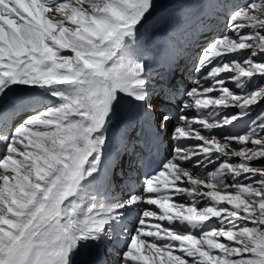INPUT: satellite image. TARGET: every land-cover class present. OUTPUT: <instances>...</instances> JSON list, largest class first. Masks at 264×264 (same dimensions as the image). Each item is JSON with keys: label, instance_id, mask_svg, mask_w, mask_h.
Masks as SVG:
<instances>
[{"label": "snow or ice", "instance_id": "obj_1", "mask_svg": "<svg viewBox=\"0 0 264 264\" xmlns=\"http://www.w3.org/2000/svg\"><path fill=\"white\" fill-rule=\"evenodd\" d=\"M187 7L180 0H0V264H112L113 255L116 264H157V258L158 264H264V167L253 166L264 160V111L236 138L252 153L236 177L259 180L239 182L242 194L224 205L231 215L219 220V230H209L213 239L173 236L170 244L147 245L141 238L151 215L146 212L135 235L117 231L122 214L144 203L141 194L148 191L138 192L129 172L127 195H110L117 155L135 152L141 129H155L157 111L160 127L172 119L150 97L173 99L166 81L176 64L148 70L155 55L149 29ZM225 19L236 38L214 37L199 65L206 66L213 59L209 52L223 44L228 51H219L221 57L249 53L234 60L248 67L233 80L264 76V0L232 6ZM221 73L235 72L228 62L212 67L186 93L182 109L188 110L196 86L204 89L202 81ZM20 85L39 86L59 102L44 107L19 95ZM240 93L247 98L234 107L239 111L230 124L264 102V85ZM121 94L131 100L118 132L109 136ZM109 144L116 155L105 153ZM82 196L88 198L84 206L76 203ZM119 236L127 237L126 246L117 245ZM146 236L156 238L150 231ZM176 244L180 255H173ZM146 245L150 255L142 252Z\"/></svg>", "mask_w": 264, "mask_h": 264}, {"label": "rangeland", "instance_id": "obj_2", "mask_svg": "<svg viewBox=\"0 0 264 264\" xmlns=\"http://www.w3.org/2000/svg\"><path fill=\"white\" fill-rule=\"evenodd\" d=\"M61 1L64 2V0ZM236 1L237 0H216L218 5L215 6L212 4L214 3V0H182L181 2L190 5V7L177 11L168 18L169 20L171 18L175 25L181 26L177 35V39L180 41V44L184 41L182 39H188L189 35L197 33V30L202 29L203 27L205 28L206 26H208V28L211 25L213 26V16H217L216 19H214L215 25L219 20L224 22L225 33L230 37V39H235L236 36L228 29L225 19L227 16V14H225V9L227 8L225 5L227 3L235 5L245 3ZM207 2L212 3H208L205 7V18L201 20L194 19L198 11L203 10ZM231 4L229 7H232ZM218 8H220L219 12L217 11ZM189 23L190 26L188 27ZM180 32H182V39L179 38ZM173 37H171L173 39L171 43L174 44L177 51L179 45ZM185 43L187 44L186 47L187 50H189V55L194 62L198 52H193V49H188L190 46L188 40ZM242 43H244V41L236 39V44ZM207 44L208 42L203 43V45L200 46H203L204 48ZM217 48L219 51H228L227 47L223 44H218ZM199 49L201 52L202 48L200 47ZM63 51L69 52V50ZM176 51L173 53L174 57L177 54ZM219 51L216 49L212 50L209 56L213 57V59L206 66H200L198 60V68L202 69L198 78L201 79L204 77L214 66L216 69H223L225 67V62H228L229 66L236 74L221 73L215 79L209 77L208 79L202 81L203 86H205L204 89L196 86V91L192 94L189 108H198V110H188L186 113L183 112L184 115L182 117L190 118L189 121L186 119V122H178L179 124L176 123L173 126H170L172 122L169 123L171 131L174 132L175 129V137H177L180 130L183 129L185 134H183L184 136L182 135L181 138H185V140L182 143H177V139L173 138V134L170 135V128L166 129L167 139H169L171 150L174 147L183 150L180 155H178L179 157H177L178 164H176V180L181 181L182 179L190 178L194 181L192 187H187V189L191 192L194 190V201L188 202L185 200V197L183 198L184 200H181V197L176 199L177 194H174V197L170 202V206L172 205L171 208L178 209V213L181 214L180 216L188 215L192 219L191 220L189 218L190 221L183 222L185 228L184 231L180 229L173 231L172 234L174 236H181L180 234L187 233L191 228L195 230L193 233L195 236H197L199 232L196 230L202 229L201 233H208L213 226H216L217 230H219L220 225L218 221L220 219L227 220V218L231 215V209H226L224 205L228 202H237L238 193L242 194L239 182L255 183L259 180V175L251 176L249 174H242L240 177H236V173L243 171L241 164L247 160L248 155L252 154L248 151L247 147L242 149L241 143L238 142L236 138H238L240 134L247 131L249 125L257 119L262 111H264V102L251 106L250 111L240 117L237 121H234L232 124H230V121L232 120L233 115L239 111V109L234 107L241 108L244 104V100L247 98L246 95L240 93L241 88L244 89V93H248L249 90L259 88L261 85H264V76L254 75L251 78H237V80H233L235 79L233 76L240 75L241 67H248V65H241L240 67H237L234 60L241 62L248 58L249 53L247 50H241L238 53L227 54L224 57H221L219 55ZM180 56L181 55H179V57ZM182 59L183 56L181 57V60ZM215 75L216 72L214 70L213 76L215 77ZM169 78L170 76H168L167 79ZM186 82L183 81L181 83L186 85ZM22 87L24 86L21 85V88ZM205 89H208V91H205ZM28 91H26L25 94L33 95V93H45L44 89L39 86H32L31 89H28ZM177 98L178 96L175 97L176 100ZM152 101L151 97L150 102ZM171 102H174V99H172ZM170 110L172 109L170 108ZM159 120L160 118H158V124ZM173 120L174 119H171L170 121ZM186 123L187 126L183 127ZM173 142L175 143L173 144ZM255 151L257 150L253 149V152ZM253 166L264 167V160L254 161ZM137 178H140L139 174ZM179 184L180 182H177L176 184L178 189L181 187ZM206 207H211L212 210H206ZM143 210L146 212V208ZM213 211H218L219 213L214 215ZM140 215L142 216V213ZM155 236V239H157L156 241H158L156 243L164 245V241L161 238H157L158 235ZM209 236L213 239L211 235ZM166 240L168 241V239ZM203 241L201 242L203 243ZM173 247L174 249H178V244ZM144 250V255H150L148 247ZM175 252L176 255L181 254L178 250L173 251V253ZM158 260L159 258H157V264ZM140 264L142 263L140 262Z\"/></svg>", "mask_w": 264, "mask_h": 264}, {"label": "bare ground", "instance_id": "obj_3", "mask_svg": "<svg viewBox=\"0 0 264 264\" xmlns=\"http://www.w3.org/2000/svg\"><path fill=\"white\" fill-rule=\"evenodd\" d=\"M181 1L182 0H180V2ZM40 2L45 3L46 0H40ZM195 16H197V14ZM194 18H197V17H194ZM180 29H181V26L175 25L172 22L171 18H170V20L166 19L165 21L155 22L154 25L149 29V32L154 37L153 47H154V52H155V55L153 56V58L148 61V70L150 72L155 73L156 71L159 70L158 67L160 64H165L168 62L176 64L175 67L178 68V64H177L178 60L181 63L180 66L182 64L183 65L188 64L189 62L192 65L193 60H192L191 56L189 55V50H187V47H186L187 44L185 43L186 41H182V44H180V41H178V39H177V35L179 33L178 30H180ZM171 37H173L174 40L177 41V43L179 45L178 50L181 51L179 54H176L175 57L173 56V53L176 51V48H175L174 44L171 43L173 41V39ZM200 40H202V38L200 39L197 36H195L193 42L195 43V42L200 41ZM210 52H212V51H210ZM179 55H181V57L183 56L182 60L179 59L180 58ZM186 58L188 59V61L186 63H184V60ZM185 66H187V65H185ZM172 71H174V69ZM168 76H170V74ZM171 79H172V77H171ZM186 79H187L186 77H183V80L185 82H186ZM169 80H170V78L167 79V81H169ZM156 82H157V80L154 78L153 79L154 85L159 84ZM172 82H173V79H172ZM186 85H187V83H186ZM186 85H184L182 83L177 84V85H174V84L169 85V87L171 88V90L174 94V96H173L174 102L170 103V102L165 101L167 104V106H166L167 110L170 108L172 110L177 108L176 107L177 100L175 99V97L177 96V94L179 92H182V95L185 94V92H186L185 86ZM22 86H24V87L21 88V85H20L18 88V94L19 95L26 97V98H29L33 102H39L44 107H46L49 102H51L52 104H57L59 102L57 97L52 96L49 92H46V91L43 94H34V93H33V95L29 94L30 95V97H29L27 94H25V92L28 91V89H31L32 86H28V85H22ZM60 87H63V86H60ZM121 97H122L121 102L115 106L114 115L111 118L110 122L108 123L107 134L109 136H112L118 132L120 124H121L122 115H123L124 111L126 110V108L129 106V101L131 100V97L123 98V94H121ZM150 99H151V97H150ZM152 100L154 101V97H152ZM168 107H170V108H168ZM156 116H158L157 112L155 114V117ZM168 122L171 123L173 121L169 120ZM184 126L185 125H183V127ZM156 127L159 130L157 125H156ZM156 127L154 130L142 129L143 137L146 136L145 140L147 141V144L150 146L155 145L160 140L159 135H157V139L155 138V134H157V131H158L156 129ZM160 132L163 133V130H161ZM183 134H185V133H184L183 129H181L180 133L178 135L181 136ZM177 137H176V139H177ZM169 138H171V137H169ZM173 143H175V142H173ZM171 144H172V142H171ZM161 145L164 146V144H161ZM141 149L135 150V152L131 156L129 155L130 160H129L128 165L126 166V169L128 170V172L125 174V176H121V177L116 178L115 173H113V177L115 178L114 180H116V179L118 180V189H115V188L110 189V195L111 196L123 197V196L127 195L130 185L126 184L125 181L128 178L129 172H131L133 174V181L135 183L136 190L138 192H142L145 187H147V189H148L146 194H141V199L145 201L144 203H142L138 207L132 208V209H130L127 212L122 214V219H119L117 221V225H116L117 231L120 232L121 230H124L125 232H127V234L129 236L135 235V233L133 231L135 230L136 226H138V218H139V216H141L140 215L141 213L145 212V210H143V209L146 208V213H150L151 215L145 218V227H144V231L141 233V238H145L147 240L150 239L146 236L147 232L150 231L151 233L154 232L160 238L169 237V239H171L174 236L172 234L173 231H175L176 229H180V230L184 231L185 228H184L183 222L190 221V219H191V217H189L188 215L187 216H180L181 214L178 213L179 212L178 209L171 208V206H172V205L170 206L171 194L164 187L162 182H160V179L164 177L165 173L169 172L172 174V171L175 173L176 163L174 161H172L171 164L169 165L170 168L163 170V172H161L160 175H159V173H160L159 172L155 176H151L149 178L150 184L145 185V183H144V181L146 179L145 175L152 170L151 169V163L156 158V151L152 150V148L144 149V147H143ZM0 150H2V146H0ZM29 150H31V149H29ZM105 153L106 154L112 153L113 155H116L114 147L111 144H109L108 147L105 149ZM121 154L117 155V159ZM125 155L127 156L128 154L125 153ZM186 161H187V159H186ZM141 169L145 170V172L143 173V177L137 178L139 171ZM0 171H2V169H0ZM189 179L190 178H186L184 180H181V182L183 183V185L185 187H189V186L192 187L193 186V182L191 183ZM167 181L170 183L173 181V178L167 177ZM0 183H2V182H0ZM179 189L181 190V187ZM187 192L189 195L192 194V192L188 189H187ZM78 194H79V186L77 188V193H74L73 197H71L70 199H75ZM201 199H203V198H201ZM76 203L78 205L84 206L88 203V198L86 196H82L81 199H78L76 201ZM84 210L86 211V208ZM206 210H212V208L206 207ZM218 213H219L218 211H213L214 215H217ZM77 215H79V213H77ZM194 231L195 230H193V228H191L190 231H188L187 233H183L180 235L181 236H195V235H193ZM196 231H199L197 236L201 237V241L206 240V239H212L209 236V232L208 233H206V232L201 233L202 230H196ZM200 234H203V235H200ZM165 235H168V236H165ZM148 241H147V245H150L151 243H153V241H150V240H148ZM116 243L118 246L119 245H121V246L125 245L126 246L128 243V239L126 236H119ZM147 245L144 247V249L147 248ZM144 249H142L143 254L145 252ZM173 255H176V252L173 253ZM117 259L118 258L114 255L110 257L112 264H116ZM136 263L137 262H133V264H136Z\"/></svg>", "mask_w": 264, "mask_h": 264}]
</instances>
